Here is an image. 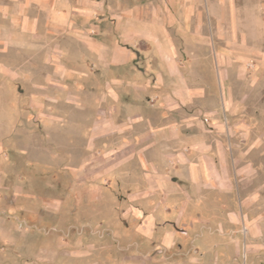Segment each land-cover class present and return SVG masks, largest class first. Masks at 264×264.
Returning a JSON list of instances; mask_svg holds the SVG:
<instances>
[{
    "label": "crops",
    "instance_id": "crops-1",
    "mask_svg": "<svg viewBox=\"0 0 264 264\" xmlns=\"http://www.w3.org/2000/svg\"><path fill=\"white\" fill-rule=\"evenodd\" d=\"M110 2L0 0V97L20 85L29 99L108 104V130L135 137V215L150 216L148 231L157 215H221L243 199L244 169L264 170V0ZM108 14L111 33L94 22ZM197 224L218 247L209 221ZM164 230L168 246L176 233Z\"/></svg>",
    "mask_w": 264,
    "mask_h": 264
},
{
    "label": "rangeland",
    "instance_id": "rangeland-1",
    "mask_svg": "<svg viewBox=\"0 0 264 264\" xmlns=\"http://www.w3.org/2000/svg\"><path fill=\"white\" fill-rule=\"evenodd\" d=\"M113 19L108 14L106 23L94 22L111 33ZM138 64L144 65L141 59ZM92 84L95 90L97 80ZM3 90L0 264H264V170L258 161L239 177L243 199L235 194L221 215L215 208L181 220L157 215L155 230L148 231L150 216L135 215V137L108 130L117 122L103 109L108 104L29 99L34 89L20 85ZM236 157L248 162L244 151ZM202 219L213 227L218 247L204 245ZM164 229L176 233L168 246Z\"/></svg>",
    "mask_w": 264,
    "mask_h": 264
}]
</instances>
